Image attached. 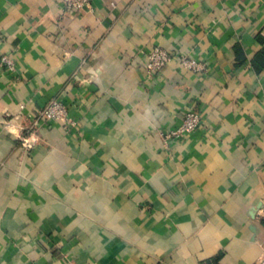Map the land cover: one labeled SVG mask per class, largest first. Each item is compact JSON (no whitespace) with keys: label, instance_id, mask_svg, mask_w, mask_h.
Instances as JSON below:
<instances>
[{"label":"crops","instance_id":"crops-1","mask_svg":"<svg viewBox=\"0 0 264 264\" xmlns=\"http://www.w3.org/2000/svg\"><path fill=\"white\" fill-rule=\"evenodd\" d=\"M90 4L0 0V264H255L264 0ZM53 98L73 125L35 121ZM189 108L200 126L165 139Z\"/></svg>","mask_w":264,"mask_h":264},{"label":"built area","instance_id":"built-area-1","mask_svg":"<svg viewBox=\"0 0 264 264\" xmlns=\"http://www.w3.org/2000/svg\"><path fill=\"white\" fill-rule=\"evenodd\" d=\"M67 11L79 12L86 8H90V0H62ZM181 63L190 69L200 70L202 65L192 57L187 55H178ZM172 59V55L166 49L155 46L146 57V71L150 75L159 71L162 67L168 64ZM0 64L6 70H13L15 67L14 60L7 54L0 56ZM33 118L36 122L38 121H58L64 126L73 125L75 122L68 114V108L66 104L59 98L51 99L46 105L38 109L34 114ZM201 114L194 108H189L185 111L182 122L172 130L164 133V138H178L181 137L194 129L198 128L201 124ZM20 140L25 148H31L35 142L34 138L29 135H21ZM255 264H264V254L257 260Z\"/></svg>","mask_w":264,"mask_h":264}]
</instances>
